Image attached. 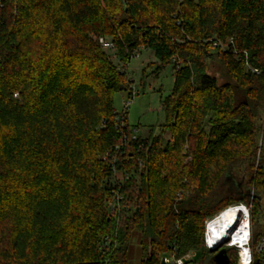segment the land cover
Listing matches in <instances>:
<instances>
[{"label":"trees","instance_id":"1","mask_svg":"<svg viewBox=\"0 0 264 264\" xmlns=\"http://www.w3.org/2000/svg\"><path fill=\"white\" fill-rule=\"evenodd\" d=\"M99 37L124 65L142 48L171 65L164 145L148 134L115 152L130 129L113 95H129L130 79ZM220 39L232 43L214 49ZM113 170L129 177L112 187ZM237 204L249 207L255 244L264 0H0V264H126L136 231L147 239L140 264H159L172 244L211 259L205 221Z\"/></svg>","mask_w":264,"mask_h":264},{"label":"rangeland","instance_id":"2","mask_svg":"<svg viewBox=\"0 0 264 264\" xmlns=\"http://www.w3.org/2000/svg\"><path fill=\"white\" fill-rule=\"evenodd\" d=\"M219 41L222 45L219 48L223 50L227 47V42L230 43L229 41L231 39H227L225 42L221 39ZM214 49L217 48L214 47ZM236 52V50L233 51L234 54ZM137 53L138 56L133 54L125 65L118 62L117 58L110 56L116 63H119L121 68L124 65V70L130 79L129 88L131 89L132 86L136 88V95L132 98L127 97L126 91L116 92L113 95V106L116 112H121L123 111L124 102L129 99V104L125 110L126 123L135 131L136 135L140 137H146L148 134H152L153 136L157 135L161 139L162 145H164L170 139V134L167 129L162 127L165 121L162 100L171 91L173 85V69L170 64L161 65L151 50L142 48ZM206 63L208 72L217 77L219 84L223 83L224 77L221 74L218 62L214 59H207ZM245 67L247 68L246 65ZM126 144H123V149L126 147ZM116 177H119V172H116ZM146 244V237L136 231L128 245L126 264H140L143 258V247ZM230 255L235 259L234 249H231ZM164 256H167V254H164ZM194 259L198 264H212L210 259L201 260L202 256L200 252L195 253Z\"/></svg>","mask_w":264,"mask_h":264},{"label":"built area","instance_id":"3","mask_svg":"<svg viewBox=\"0 0 264 264\" xmlns=\"http://www.w3.org/2000/svg\"><path fill=\"white\" fill-rule=\"evenodd\" d=\"M229 42L231 43V41H229ZM98 43L100 44V46L105 51L109 52V54L112 56V58L116 57L115 51H114V43L111 40H109L107 38L99 37ZM213 45L216 48L217 47L219 48L220 46H222L219 40L215 41L213 43ZM134 55L138 56V53L136 52ZM244 57H246V54H244ZM245 65L247 66V69H249L251 72L259 73V70L256 68L250 67L249 64L247 63V61L245 62ZM176 67H178V65H176ZM129 91H130V93H129V95H127L128 98H132L134 95H136L135 86H132ZM128 104H129V99L124 102L123 111H121L118 114L117 119L119 120L118 124L120 126V129L123 130V128L127 127L130 129V133L128 136L123 135L122 143H120L119 145L114 147L115 152H118V150H120V148L123 147V144L127 143L128 140L129 141L137 140V138L139 137L138 135H136L135 131L132 130L130 128V126L126 123V117L124 115V111L126 110ZM116 172H119V177L115 178ZM128 177H129V174L126 172H123L122 170H120V171L113 170L110 181H108V182H110V184H112V187H115L116 185H119L123 181H125ZM120 199H121V196L116 191H114V193L112 194V196L110 198V201L108 202V209L109 210L114 209L116 207V205L118 204ZM230 206H235V205H229L228 207H226L227 210L230 208ZM246 207L248 209V212L245 211V212H242L238 215L237 221H236V224L238 223V225H237L236 229L233 231V233H236L239 230L240 224L243 221H246V229H244L245 230V232H243L244 233V239L242 241L235 242V243H233L232 241H222V242H217V243H213V244L210 243L209 235L207 232L208 224L217 218V216H216L217 214H216L212 219H208L205 221L203 243H204L205 248L208 249L209 251L215 250V252H216L222 247L234 249L235 250V264H258V263L264 264V237L260 238L258 240V242L253 244L252 236H251V227H250V222H249V207L248 206H246ZM230 236H231V234H230ZM226 239H229V234L227 235ZM195 253H196V251L191 250V251H188L182 255H179L177 253L176 247L172 244V247L166 253L167 256H162V257L164 258L165 264H194Z\"/></svg>","mask_w":264,"mask_h":264},{"label":"bare ground","instance_id":"4","mask_svg":"<svg viewBox=\"0 0 264 264\" xmlns=\"http://www.w3.org/2000/svg\"><path fill=\"white\" fill-rule=\"evenodd\" d=\"M245 211L248 212L247 207L243 204H239L230 206L228 210L226 208L223 211L219 212V214L216 215L217 218L208 224L207 232L209 235L210 243L213 244L222 241H232L233 243H235L242 241L244 239L243 232H245L244 229H246V221H243L240 224L239 230L236 233H233V231L238 225V223L236 224L238 215ZM224 229L228 230L229 239H226V236L228 234L227 232L224 233Z\"/></svg>","mask_w":264,"mask_h":264},{"label":"water","instance_id":"5","mask_svg":"<svg viewBox=\"0 0 264 264\" xmlns=\"http://www.w3.org/2000/svg\"><path fill=\"white\" fill-rule=\"evenodd\" d=\"M225 232H227V234L229 233L227 229H224V233ZM211 252H215V250H212ZM211 259L214 262V264H230L229 257L227 254V248L225 247H222L218 251L213 253ZM159 264H165L163 257L160 258Z\"/></svg>","mask_w":264,"mask_h":264},{"label":"flooded vegetation","instance_id":"6","mask_svg":"<svg viewBox=\"0 0 264 264\" xmlns=\"http://www.w3.org/2000/svg\"><path fill=\"white\" fill-rule=\"evenodd\" d=\"M227 254H228V252H227ZM213 255V254H212ZM229 257V261H230V264H234V263H232V260H231V255L230 256H228ZM211 260V263L212 264H214V262L212 261V259H210Z\"/></svg>","mask_w":264,"mask_h":264}]
</instances>
